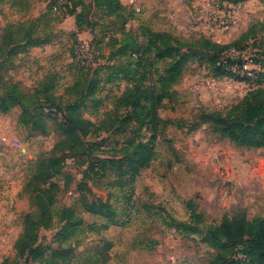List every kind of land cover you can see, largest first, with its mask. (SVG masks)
<instances>
[{
    "label": "rangeland",
    "instance_id": "374dc122",
    "mask_svg": "<svg viewBox=\"0 0 264 264\" xmlns=\"http://www.w3.org/2000/svg\"><path fill=\"white\" fill-rule=\"evenodd\" d=\"M69 2L72 9L76 6V13L86 8L82 17L86 25L80 32L76 13L68 12L72 9L65 8V0H0V36L7 26L24 25L44 42L15 58L3 74L5 81L31 95L45 78L54 80L56 93L65 105L75 102V94L91 79L102 80L81 111L97 125L108 122V131L99 130L86 138L77 155L66 157L64 175L58 178V206L75 210L84 225L62 247L55 241L61 224L42 229L39 243L67 253L66 260L60 259L59 264H209L216 252L198 236L168 228L165 220L173 217L188 221V202L197 207L207 224L219 225L224 216L233 217L240 211L248 220L264 217V149L236 146L206 125L191 131L201 112H226L253 88L264 87L257 85L264 80V0L239 5L216 1V8L229 10L234 20L216 39L210 35L213 24L199 23V11L192 0H121L130 13L129 28L122 27L113 16L105 17V9L95 7L93 0ZM134 6L142 11H134ZM143 28L168 32L182 41L208 38L230 46L222 60L229 58L233 62L230 68L238 74L236 78L216 77L206 65L190 63L182 82L174 88L172 100L164 101L159 110V133L140 130L136 124L122 133L116 120L117 125L111 124L112 119L128 112L115 109V99L123 93L125 83L104 84L105 68L115 62L108 44L110 37L119 38L123 29L139 34ZM236 42L240 44L234 45ZM76 85L78 91L74 93ZM46 108V112L52 111V117L62 119L56 109ZM21 114L19 108L0 114V264L4 260L30 264L25 258L19 259L15 250L24 217L33 210L27 187L38 162L52 156L60 140L51 121L49 132L41 134L22 124ZM154 135L156 156L139 174L131 210L125 211L119 189L102 191L107 188L105 180L88 194L90 201L95 196L113 194L111 202L119 213V225L105 229L106 220L85 212L79 203V191L85 189L80 184L89 160L119 158L121 148L131 138L147 142Z\"/></svg>",
    "mask_w": 264,
    "mask_h": 264
},
{
    "label": "trees",
    "instance_id": "16d2710c",
    "mask_svg": "<svg viewBox=\"0 0 264 264\" xmlns=\"http://www.w3.org/2000/svg\"><path fill=\"white\" fill-rule=\"evenodd\" d=\"M232 5H239L249 0H222ZM95 7L105 9V17L113 16L122 22V27L129 20L121 0H93ZM86 8L76 13V6L68 12L76 13L77 32L86 25L82 19ZM34 30L24 25L7 26L0 36V114H9L13 109L22 111L20 122L29 125L32 131L47 134L48 121L60 137L54 147V153L40 160L27 191L33 200V210L25 215L23 231L15 243L18 258H25L30 264H59L66 260L67 253L51 246L39 243V232L49 230L61 224L55 241L62 244L70 241L84 225V220L77 217L75 210L58 206L59 179L64 175L63 165L67 156L77 155L83 148L86 138L99 130L108 131V122L97 125L82 114V106L95 96L102 80L91 79L82 90L75 94V102L62 103V97L56 93V85L45 78L34 93H25L17 84L7 82L3 74L12 66L15 58L31 48L41 47L44 42L35 37ZM240 42L234 43L239 45ZM113 48L114 64L107 66L104 84L125 83L124 91L115 99V109H127L124 117L112 119L111 127L117 125L126 131L132 124L140 130L146 128L159 133L161 120L159 110L164 101L172 100L174 88L184 77L186 68L192 62H198L211 69L216 77L236 78L228 58L223 61L224 53L230 46L221 45L208 38L196 41H182L168 32H155L143 28L139 34L122 30L120 37L111 36L108 44ZM227 63V64H226ZM165 66H161L164 65ZM232 66V65H231ZM264 80L257 85H263ZM76 85L72 88L75 93ZM30 101V102H29ZM54 108L62 114V119L52 117ZM110 116V114H108ZM222 139H226L239 147L264 149V87L253 88L244 99L226 112H201L198 122L191 126L194 131L202 126ZM146 137V136H143ZM156 136L149 141L131 138L121 148V156L92 157L89 160L84 181L80 186L79 203L83 210L91 215L106 220L110 225H119L118 211L112 204L113 194L95 196L93 187H100L105 180L109 189H119L126 204L131 210L134 185L140 172L149 167L155 159L154 143ZM99 149L100 147L94 145ZM73 158V157H72ZM91 183V186H89ZM101 189V188H99ZM190 218L181 221L173 217L165 220L166 226L186 236H198L202 243L216 253L209 264H264V217L248 220L245 212L240 211L233 217L224 216L219 225L207 224L197 207L188 202ZM146 210V208H145ZM147 211L152 213L151 208ZM50 253L49 256L47 254ZM1 264H18L17 260H4Z\"/></svg>",
    "mask_w": 264,
    "mask_h": 264
},
{
    "label": "built area",
    "instance_id": "2783aa9c",
    "mask_svg": "<svg viewBox=\"0 0 264 264\" xmlns=\"http://www.w3.org/2000/svg\"><path fill=\"white\" fill-rule=\"evenodd\" d=\"M210 1H212V3ZM210 1L209 0H203V1L192 0V3L194 7L198 9L199 11V15H200L199 23L200 24L208 23L209 25L210 24L214 25V28L211 29L210 31V35L213 36V39H216L215 36H217L218 33H220V30L222 31L228 30L231 27V25L234 24V20L229 10H225L221 12L219 9L216 8V1L218 0H210ZM64 6L66 9L68 8L72 9V5H70L69 0H65ZM134 11L139 13L142 10H140L139 7L134 6ZM211 20H212V23H211ZM125 27L126 28L130 27L129 21L125 24ZM171 261L176 262V258L172 257Z\"/></svg>",
    "mask_w": 264,
    "mask_h": 264
}]
</instances>
